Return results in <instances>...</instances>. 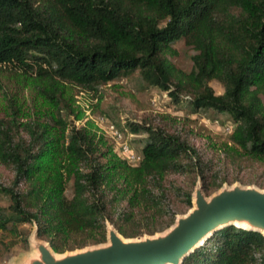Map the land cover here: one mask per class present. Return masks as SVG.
I'll return each instance as SVG.
<instances>
[{
    "label": "trees",
    "instance_id": "1",
    "mask_svg": "<svg viewBox=\"0 0 264 264\" xmlns=\"http://www.w3.org/2000/svg\"><path fill=\"white\" fill-rule=\"evenodd\" d=\"M134 71L172 105L227 115L225 142L151 114L125 123L141 136L132 165L78 124L76 96L101 100ZM196 179L206 197L264 190V0H0V260L27 248L25 224L56 254L106 243V224L125 239L162 233L191 209ZM181 264H264V237L226 225Z\"/></svg>",
    "mask_w": 264,
    "mask_h": 264
},
{
    "label": "water",
    "instance_id": "2",
    "mask_svg": "<svg viewBox=\"0 0 264 264\" xmlns=\"http://www.w3.org/2000/svg\"><path fill=\"white\" fill-rule=\"evenodd\" d=\"M192 207L177 216L162 233L125 239L106 224V243L56 254L40 240L34 228L28 237L34 254L24 264H181L214 231L235 225L259 232L264 237V190L235 183L224 185L206 197L198 181Z\"/></svg>",
    "mask_w": 264,
    "mask_h": 264
},
{
    "label": "rangeland",
    "instance_id": "3",
    "mask_svg": "<svg viewBox=\"0 0 264 264\" xmlns=\"http://www.w3.org/2000/svg\"><path fill=\"white\" fill-rule=\"evenodd\" d=\"M176 48L179 52L176 58L177 66L188 70V53L182 48L180 42L177 43ZM209 85L216 95L222 94L223 89L219 83L212 81ZM9 86L14 92H17L14 84L9 82ZM101 92V100L88 94L76 96L77 104L84 112V117L78 124L81 125L89 120L97 129V132L106 135L112 142L109 126L113 125L116 129L122 130L123 138L121 140L127 142L132 151L136 153H139L138 139L141 136L134 137L129 134L125 123L128 120L140 121L151 114H169L177 119L186 118L188 119L187 126L198 136H201V139L208 137L218 145L225 142L226 133L231 129V122L227 115L215 114L209 110L195 112L187 103L172 105L169 97L164 92L157 88L148 87L141 82L135 71L119 75L115 81L105 86ZM198 138L200 139V137ZM116 144L114 143V147ZM116 150L117 148H115ZM196 180L194 181V188L198 182ZM66 195L68 197L71 195L70 187L67 188ZM8 204V197L0 193V207H7ZM34 228L33 225L29 224L21 226V230L28 237ZM30 254L33 255L34 253L28 242L27 248L20 245L13 248L9 254L0 260V264H24L25 258L31 256Z\"/></svg>",
    "mask_w": 264,
    "mask_h": 264
},
{
    "label": "built area",
    "instance_id": "4",
    "mask_svg": "<svg viewBox=\"0 0 264 264\" xmlns=\"http://www.w3.org/2000/svg\"><path fill=\"white\" fill-rule=\"evenodd\" d=\"M109 129L113 142L115 141L114 143H117L114 147V149L117 148V154L123 158H126L130 164H136L141 159V155L133 152L130 149L128 143L121 140L123 136L118 129H116L113 125H110Z\"/></svg>",
    "mask_w": 264,
    "mask_h": 264
},
{
    "label": "bare ground",
    "instance_id": "5",
    "mask_svg": "<svg viewBox=\"0 0 264 264\" xmlns=\"http://www.w3.org/2000/svg\"><path fill=\"white\" fill-rule=\"evenodd\" d=\"M33 253H34V250H33ZM31 255V254H30Z\"/></svg>",
    "mask_w": 264,
    "mask_h": 264
}]
</instances>
